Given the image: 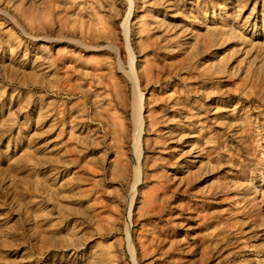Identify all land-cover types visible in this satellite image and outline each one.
<instances>
[{
	"label": "rangeland",
	"instance_id": "rangeland-1",
	"mask_svg": "<svg viewBox=\"0 0 264 264\" xmlns=\"http://www.w3.org/2000/svg\"><path fill=\"white\" fill-rule=\"evenodd\" d=\"M0 264H264V0H0Z\"/></svg>",
	"mask_w": 264,
	"mask_h": 264
}]
</instances>
